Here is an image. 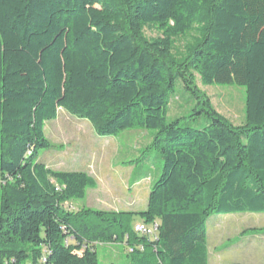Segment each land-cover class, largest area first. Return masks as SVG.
Here are the masks:
<instances>
[{
    "label": "trees",
    "instance_id": "obj_1",
    "mask_svg": "<svg viewBox=\"0 0 264 264\" xmlns=\"http://www.w3.org/2000/svg\"><path fill=\"white\" fill-rule=\"evenodd\" d=\"M197 77L243 86L245 122ZM178 80L199 127L168 119ZM59 109L101 136L155 131L142 209H74L95 180L39 161ZM237 213H264V0H0V264H98L97 243L123 246L124 264H208L207 220Z\"/></svg>",
    "mask_w": 264,
    "mask_h": 264
},
{
    "label": "rangeland",
    "instance_id": "obj_2",
    "mask_svg": "<svg viewBox=\"0 0 264 264\" xmlns=\"http://www.w3.org/2000/svg\"><path fill=\"white\" fill-rule=\"evenodd\" d=\"M148 37L157 35L146 31ZM183 41L176 42L181 49ZM197 86L206 93L215 110L234 125L245 122V89L238 84ZM170 104L168 119L186 117L182 125L199 127L208 121L204 113H194L195 100L181 80L167 93ZM46 138L51 147L39 155V161L53 170L83 171L96 186L84 199L73 202L74 209L104 211L142 209L149 187L156 180L162 159L155 150H146L155 133L151 129L125 130L117 136L97 135L89 122L59 109L57 117L46 122ZM147 175V176H145ZM134 218V222L138 221ZM209 264H264V213L213 215L206 223ZM98 264H124L127 256L119 243H97Z\"/></svg>",
    "mask_w": 264,
    "mask_h": 264
},
{
    "label": "built area",
    "instance_id": "obj_3",
    "mask_svg": "<svg viewBox=\"0 0 264 264\" xmlns=\"http://www.w3.org/2000/svg\"><path fill=\"white\" fill-rule=\"evenodd\" d=\"M134 231L138 234H143V235H147L153 238L155 232H156V228L155 226H148L142 222L140 223H136L134 225ZM133 249L129 248V252H131Z\"/></svg>",
    "mask_w": 264,
    "mask_h": 264
},
{
    "label": "crops",
    "instance_id": "obj_4",
    "mask_svg": "<svg viewBox=\"0 0 264 264\" xmlns=\"http://www.w3.org/2000/svg\"><path fill=\"white\" fill-rule=\"evenodd\" d=\"M137 222H139V221H137ZM114 244H116V243H114ZM110 245H113V244H110ZM208 264H209V262H208Z\"/></svg>",
    "mask_w": 264,
    "mask_h": 264
}]
</instances>
